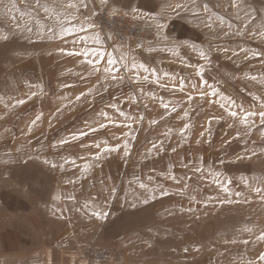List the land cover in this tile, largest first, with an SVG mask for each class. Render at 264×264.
I'll return each mask as SVG.
<instances>
[{
	"label": "rangeland",
	"instance_id": "1",
	"mask_svg": "<svg viewBox=\"0 0 264 264\" xmlns=\"http://www.w3.org/2000/svg\"><path fill=\"white\" fill-rule=\"evenodd\" d=\"M261 112L264 0H0V264H264Z\"/></svg>",
	"mask_w": 264,
	"mask_h": 264
},
{
	"label": "built area",
	"instance_id": "2",
	"mask_svg": "<svg viewBox=\"0 0 264 264\" xmlns=\"http://www.w3.org/2000/svg\"><path fill=\"white\" fill-rule=\"evenodd\" d=\"M97 25L103 31H110L121 39L149 40L155 35L153 28L141 22L134 21L125 16L117 15L107 9L101 10L97 15ZM110 252L101 250L99 259L108 260Z\"/></svg>",
	"mask_w": 264,
	"mask_h": 264
},
{
	"label": "snow or ice",
	"instance_id": "3",
	"mask_svg": "<svg viewBox=\"0 0 264 264\" xmlns=\"http://www.w3.org/2000/svg\"><path fill=\"white\" fill-rule=\"evenodd\" d=\"M37 2H38V0H37ZM231 115H232V116H236L237 113L232 112ZM260 116H261L262 119H264V112H261V113H260ZM97 215H99V214H97ZM261 239H264V236H261ZM261 259H264V255L261 256Z\"/></svg>",
	"mask_w": 264,
	"mask_h": 264
}]
</instances>
